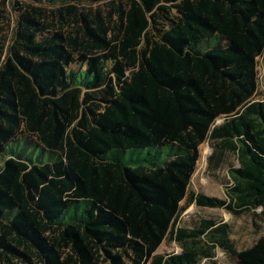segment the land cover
Segmentation results:
<instances>
[{
    "label": "trees",
    "instance_id": "trees-1",
    "mask_svg": "<svg viewBox=\"0 0 264 264\" xmlns=\"http://www.w3.org/2000/svg\"><path fill=\"white\" fill-rule=\"evenodd\" d=\"M260 57L264 0H0V264H264ZM207 139L223 198L189 190Z\"/></svg>",
    "mask_w": 264,
    "mask_h": 264
},
{
    "label": "rangeland",
    "instance_id": "rangeland-1",
    "mask_svg": "<svg viewBox=\"0 0 264 264\" xmlns=\"http://www.w3.org/2000/svg\"><path fill=\"white\" fill-rule=\"evenodd\" d=\"M259 65V94L255 97L257 99H264V59L260 57L258 59ZM223 121V118H219L216 123L219 124ZM212 153L210 146V140L204 141L200 147V158L195 167V171L192 176V180L189 185V190L197 192H204L212 196H218L220 198L226 197L225 187L231 183V179L228 175V168L232 165H238L236 157L232 154L224 155L217 164L212 165L209 162V155ZM203 216H211L213 218L223 219L229 223H232V234L231 238L235 242L237 248L244 249L254 244L257 241L259 235H256L253 231V227L249 218L242 219L235 217L225 212V209H211V208H200L195 204L191 205L188 210L183 214L182 220L184 222H190L194 219H199ZM181 247L176 242L163 241L158 249V252L164 253H177L180 252ZM216 264H231L228 262L224 250L218 248L215 251ZM233 263V262H232ZM205 264H210L206 262Z\"/></svg>",
    "mask_w": 264,
    "mask_h": 264
}]
</instances>
